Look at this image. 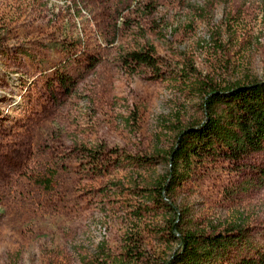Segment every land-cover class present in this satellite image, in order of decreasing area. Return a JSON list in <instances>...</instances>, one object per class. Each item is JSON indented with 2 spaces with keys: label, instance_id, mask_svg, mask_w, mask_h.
<instances>
[{
  "label": "rangeland",
  "instance_id": "rangeland-1",
  "mask_svg": "<svg viewBox=\"0 0 264 264\" xmlns=\"http://www.w3.org/2000/svg\"><path fill=\"white\" fill-rule=\"evenodd\" d=\"M146 46L158 71L123 65ZM61 64L69 92L56 79ZM205 80L264 81V0H0V264L93 263L100 246L118 256L127 242L143 258L133 264L165 262L176 248L165 242L173 213L143 189L167 175L163 157L177 131L204 120L197 85ZM38 144L74 167L61 191L77 205L50 215L43 208L58 207L62 194L33 201L13 199L17 186L6 192L14 177L27 184L22 173ZM81 147L113 150L110 165L117 155L149 165L94 173L79 165ZM261 171L264 151L208 160L170 199L174 212L203 227L243 219L264 252Z\"/></svg>",
  "mask_w": 264,
  "mask_h": 264
},
{
  "label": "trees",
  "instance_id": "trees-1",
  "mask_svg": "<svg viewBox=\"0 0 264 264\" xmlns=\"http://www.w3.org/2000/svg\"><path fill=\"white\" fill-rule=\"evenodd\" d=\"M109 31L112 36L108 43L112 45L119 34L117 24L110 25ZM121 61L134 70L145 68L158 71L155 51L150 46L126 53ZM64 69L65 64L55 68L59 74L56 79L69 92L73 82ZM197 90L202 94L204 120L177 131L174 144L163 157L169 166L167 175L155 179L143 189L147 202L173 213L167 219V234L171 239L165 242H175L176 248L162 264H264V252L252 244L243 219L203 227V224L190 221L186 214L174 212L170 200L183 182L189 180L206 161L223 159L238 163L254 153L264 151V81L253 80L220 87L205 80L199 82ZM49 150L50 146L45 144L36 145L22 173L27 184L14 177V185L7 188L6 192L10 195L13 187L17 186L13 199L26 195L33 201H44L53 194H62L58 207L49 205L43 208V213L52 215L57 208L66 209L77 205L78 201L71 191H61L64 177L72 175L74 167L63 157L52 156ZM104 152L100 147L77 149L81 155L79 165L94 173L107 171L111 166L119 168L124 164L139 169L149 165L147 158L134 160L127 159L125 155L113 157V165H110L109 158L114 152ZM259 181L264 184V171L260 172ZM35 205L38 206V203ZM134 215L140 216L139 209L134 211ZM141 259L142 255L135 245L127 242L123 253L118 256H110L100 246L94 262L87 264H133Z\"/></svg>",
  "mask_w": 264,
  "mask_h": 264
}]
</instances>
